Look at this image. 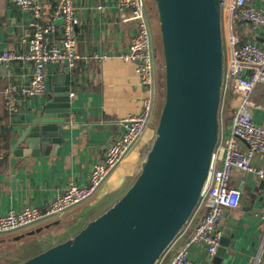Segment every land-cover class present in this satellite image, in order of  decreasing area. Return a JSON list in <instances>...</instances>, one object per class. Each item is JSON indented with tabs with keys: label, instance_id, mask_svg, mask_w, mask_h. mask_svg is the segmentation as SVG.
I'll list each match as a JSON object with an SVG mask.
<instances>
[{
	"label": "crops",
	"instance_id": "1",
	"mask_svg": "<svg viewBox=\"0 0 264 264\" xmlns=\"http://www.w3.org/2000/svg\"><path fill=\"white\" fill-rule=\"evenodd\" d=\"M40 2L42 22H52L56 0ZM146 4L154 31L158 23L154 1L146 0ZM76 7L80 18L77 25V50L82 58L73 68H69L66 63L50 65V89L47 94L24 101L20 113L15 117L5 108L3 90L10 82L19 84L27 81L31 67L21 61H14L7 68L0 65V216L11 209H21L29 204H48L72 182L79 185L88 184L93 165L103 159L106 145L121 130V120L139 111L141 88L138 86L135 66L121 57L137 31L135 22L122 18L117 0H76ZM60 23L61 20H58L59 28L54 33L57 40L61 38ZM31 35L30 16L12 2H0L1 47L23 52L27 49L26 40ZM155 40L158 48L156 37ZM103 54L106 58L102 60L100 56ZM159 55L158 49V108L163 98L164 78L163 58ZM60 72L70 74L72 110L71 122L64 127L62 142L42 146L36 153H15L13 146L17 138L40 111ZM227 87L228 85L224 86L220 108V136L224 137L230 132L237 101L233 91ZM250 97L260 105L255 109V121L264 126V84H257ZM153 127L154 120L145 135L94 197L70 209L61 217L31 228L43 226L42 233L47 236L63 232L62 237L55 241L58 243L73 236L85 222L111 206L128 189L140 171L144 150L154 135ZM20 146L22 149L27 148L25 143ZM240 147L247 150L244 142L240 141ZM252 163L257 166L264 165V153L254 154ZM230 184L241 190V199L238 207L225 209L221 217L222 229L227 224H236L237 229L234 230L230 246L220 264H264V226L261 222V214L264 212V184L255 174L239 168L233 170ZM206 208V201L202 199L188 223L162 255L159 264H164L172 258L190 239ZM28 230L1 234L11 237L10 241L0 238V246L8 244V252L14 248L18 249L24 243V237L15 241L12 239L21 235L22 231ZM73 231L76 232L72 234ZM42 233L39 234L43 236ZM189 255L207 264L215 263L214 257L208 256L205 246L201 243H192ZM14 261L9 264L15 263Z\"/></svg>",
	"mask_w": 264,
	"mask_h": 264
},
{
	"label": "water",
	"instance_id": "2",
	"mask_svg": "<svg viewBox=\"0 0 264 264\" xmlns=\"http://www.w3.org/2000/svg\"><path fill=\"white\" fill-rule=\"evenodd\" d=\"M164 100L140 171L128 189L77 233L17 264H156L199 206L220 137L225 54L220 0H154ZM70 74L60 72L15 153L60 144L71 122ZM27 144L22 149L20 144ZM236 224L223 229L220 264ZM35 227L22 233L35 235Z\"/></svg>",
	"mask_w": 264,
	"mask_h": 264
},
{
	"label": "built area",
	"instance_id": "3",
	"mask_svg": "<svg viewBox=\"0 0 264 264\" xmlns=\"http://www.w3.org/2000/svg\"><path fill=\"white\" fill-rule=\"evenodd\" d=\"M2 1L12 2L26 12L30 16L32 28L25 51H10L0 45V65L7 68L14 61H21L31 67L27 81L19 84L10 82L3 90L5 108L15 117L20 113L24 101L43 97L49 91L50 65L66 63L69 68H73L82 58L77 50V25L80 18L76 0H56L54 19L47 24L42 22L40 0ZM220 3L231 30L234 21L239 30L237 35L232 31L224 67V86L232 81L231 88L238 104L233 112L230 132L227 137H219L214 153L202 197L206 201V211L190 239L164 264H207L190 257L189 247L192 243L203 244L208 256H215L223 237L220 224L222 214L225 209L240 205L241 190L230 184L234 169L253 173L264 184V165L252 163L254 154L264 153V126L255 121V109L260 105L250 97L257 84H264V0H220ZM117 7L122 18L134 21L137 28L127 51L121 57L135 66L138 86L141 88L139 111L121 120V130L106 145L103 159L93 165L88 184L72 182L48 204L11 209L0 216V234L62 216L94 197L145 135L158 112V48L146 0H117ZM58 20H61V38L57 40L54 33L59 28ZM242 36L247 37L245 42L240 41ZM100 58L103 60L106 56L103 54ZM240 141L247 145V150L241 149ZM261 222L264 226V212L261 214ZM161 257L156 264H159Z\"/></svg>",
	"mask_w": 264,
	"mask_h": 264
},
{
	"label": "rangeland",
	"instance_id": "4",
	"mask_svg": "<svg viewBox=\"0 0 264 264\" xmlns=\"http://www.w3.org/2000/svg\"><path fill=\"white\" fill-rule=\"evenodd\" d=\"M154 1V0H153ZM155 8V6H154ZM225 16H226V13L223 12L222 13V35H223V47H224V54L225 56H227L228 52H229V48H230V41H231V38H232V31L234 32L235 35H237L239 33V30H238V27H237V23L234 21V24H233V30H231L229 24L226 22L225 20ZM155 18L158 20L157 18V13L155 14ZM153 35L156 37L157 39V42H158V49L160 50V57L161 59L163 58V55H162V49H161V43H160V27H159V24L157 23L156 25V28L155 30L153 31ZM163 77H164V67H163ZM163 82V86H162V100H161V105L159 107V110L163 104V100H164V85H165V79L163 78L162 80ZM232 81L230 82V84L228 85V89H231L232 90ZM233 91V90H232ZM234 94V92H233ZM235 96V95H234ZM238 102L236 101V104L234 105V108H236ZM159 112V111H158ZM157 112V113H158ZM156 113V115H157ZM156 117V116H155ZM154 120V119H153ZM152 120V121H153ZM150 147V145H149ZM30 205V204H29ZM27 205V206H29ZM33 205V204H32ZM10 211V210H9ZM8 211V212H9ZM7 212V213H8ZM58 217V216H57ZM61 217V216H60ZM56 218V217H55ZM54 219V218H53ZM53 219H50L51 221ZM50 220L46 221V222H49ZM42 223H45V222H42ZM38 224H41V223H38ZM37 224H33V225H30L28 226L27 228H25L26 230L29 229L31 230L32 228L31 227H34L36 226ZM31 228V229H30ZM24 229V230H25ZM23 233H25L24 231H22ZM20 232V233H22ZM27 232V231H26ZM43 232V231H42ZM41 232V233H42ZM76 231H73V233H75ZM13 233V231H12ZM20 233H17L20 234ZM61 233L63 232H56V233H52L51 235H48L45 234V233H42L44 234L43 236L39 233L35 234V235H26L24 237V243L22 245L19 246L18 249H14L11 250V251H7L6 248H9L8 244H6L5 246H0V263H3V262H7V264L13 262L15 259V263H12V264H17L19 262H22L24 261L25 259H27L28 257H31L39 252H41L42 250H44L45 248L48 247V245H51L53 243H56L61 237ZM66 233V232H65ZM64 233V234H65ZM77 233V232H76ZM70 234V233H69ZM10 235H7V236H4V235H1L0 234V238H4L3 240L6 239V241H10ZM16 237V236H15ZM16 239H12V241H15ZM50 241V242H49ZM56 241V242H55Z\"/></svg>",
	"mask_w": 264,
	"mask_h": 264
},
{
	"label": "trees",
	"instance_id": "5",
	"mask_svg": "<svg viewBox=\"0 0 264 264\" xmlns=\"http://www.w3.org/2000/svg\"><path fill=\"white\" fill-rule=\"evenodd\" d=\"M247 40V37H245V36H242V38H241V42H245ZM148 149H149V146H147L146 148H145V150H144V154H146L147 153V151H148ZM29 258V257H28Z\"/></svg>",
	"mask_w": 264,
	"mask_h": 264
},
{
	"label": "bare ground",
	"instance_id": "6",
	"mask_svg": "<svg viewBox=\"0 0 264 264\" xmlns=\"http://www.w3.org/2000/svg\"><path fill=\"white\" fill-rule=\"evenodd\" d=\"M164 86H165V85H164ZM46 94H47V93H46ZM155 116H156V115H155ZM155 116H154V118H155ZM154 118H153V119H154ZM153 119H152V120H153ZM151 123H152V121H151ZM150 126H151V125H150Z\"/></svg>",
	"mask_w": 264,
	"mask_h": 264
}]
</instances>
